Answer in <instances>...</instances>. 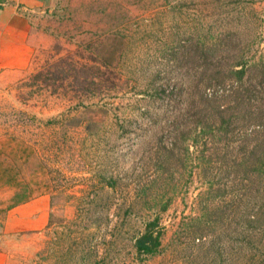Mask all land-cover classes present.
Listing matches in <instances>:
<instances>
[{
	"label": "rangeland",
	"instance_id": "1",
	"mask_svg": "<svg viewBox=\"0 0 264 264\" xmlns=\"http://www.w3.org/2000/svg\"><path fill=\"white\" fill-rule=\"evenodd\" d=\"M34 20L27 67L0 74L1 264H264V0H46ZM39 198L42 228L5 233Z\"/></svg>",
	"mask_w": 264,
	"mask_h": 264
},
{
	"label": "crops",
	"instance_id": "2",
	"mask_svg": "<svg viewBox=\"0 0 264 264\" xmlns=\"http://www.w3.org/2000/svg\"><path fill=\"white\" fill-rule=\"evenodd\" d=\"M46 0H0V74L24 70L42 36L36 31V16ZM43 198L7 211L5 233H22L42 228L46 222ZM39 205V206H38ZM8 257L0 253V264Z\"/></svg>",
	"mask_w": 264,
	"mask_h": 264
},
{
	"label": "trees",
	"instance_id": "3",
	"mask_svg": "<svg viewBox=\"0 0 264 264\" xmlns=\"http://www.w3.org/2000/svg\"><path fill=\"white\" fill-rule=\"evenodd\" d=\"M237 66H239V63ZM244 72L243 66H241L238 70L234 68H228L227 70V73L233 75L234 81L239 82L242 88H245L242 86V82L240 81ZM235 86L237 89L236 82ZM244 90L246 91V89ZM157 226V218L147 221L144 224L143 231L133 243L134 251L137 256H151L157 252V249L160 246V232L158 231Z\"/></svg>",
	"mask_w": 264,
	"mask_h": 264
}]
</instances>
